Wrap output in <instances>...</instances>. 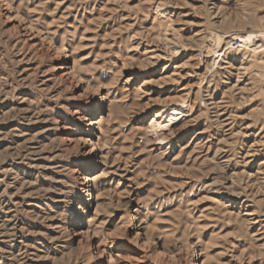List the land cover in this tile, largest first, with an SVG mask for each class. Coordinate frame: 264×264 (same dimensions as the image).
<instances>
[{"label": "rangeland", "instance_id": "obj_1", "mask_svg": "<svg viewBox=\"0 0 264 264\" xmlns=\"http://www.w3.org/2000/svg\"><path fill=\"white\" fill-rule=\"evenodd\" d=\"M0 264H264V0H0Z\"/></svg>", "mask_w": 264, "mask_h": 264}, {"label": "bare ground", "instance_id": "obj_2", "mask_svg": "<svg viewBox=\"0 0 264 264\" xmlns=\"http://www.w3.org/2000/svg\"><path fill=\"white\" fill-rule=\"evenodd\" d=\"M84 180H85V181H88V180H90V179H89L88 176H85V177H84Z\"/></svg>", "mask_w": 264, "mask_h": 264}]
</instances>
